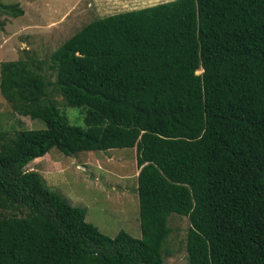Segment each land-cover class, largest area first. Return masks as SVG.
Masks as SVG:
<instances>
[{
	"label": "trees",
	"instance_id": "trees-1",
	"mask_svg": "<svg viewBox=\"0 0 264 264\" xmlns=\"http://www.w3.org/2000/svg\"><path fill=\"white\" fill-rule=\"evenodd\" d=\"M49 65L54 82L24 62L0 65V93L45 125L0 131V264H163L170 213L188 220L187 264H264V0H174L98 18ZM52 147L135 149L138 238L102 234L24 169Z\"/></svg>",
	"mask_w": 264,
	"mask_h": 264
},
{
	"label": "rangeland",
	"instance_id": "rangeland-1",
	"mask_svg": "<svg viewBox=\"0 0 264 264\" xmlns=\"http://www.w3.org/2000/svg\"><path fill=\"white\" fill-rule=\"evenodd\" d=\"M159 3L151 0H0V65L24 62L30 70L54 82L49 57L81 28L98 18ZM49 100L67 117L68 123L82 124L81 109L71 108L60 94L53 93ZM22 128L43 129L45 125L40 120L20 116L14 104L0 93V131ZM134 152V148H112L65 155L52 147L43 156L29 161L24 169L36 170L48 189L68 204L84 208L85 220L102 234L112 238L122 230L136 239L140 232L137 197H131L137 169ZM3 213L10 215L11 211ZM15 213L25 215V211ZM167 226L169 232L161 247L163 264H187V218L170 213Z\"/></svg>",
	"mask_w": 264,
	"mask_h": 264
},
{
	"label": "crops",
	"instance_id": "crops-1",
	"mask_svg": "<svg viewBox=\"0 0 264 264\" xmlns=\"http://www.w3.org/2000/svg\"><path fill=\"white\" fill-rule=\"evenodd\" d=\"M137 171H138V169H136L135 177H136ZM135 177H134V182H135ZM123 189H124L123 191L125 192L126 188H123ZM133 189H134V190H133V192H132V194H131V197H132V198H134V197L136 196L135 185H134ZM84 211H85V209H84ZM121 212H122V211H121ZM125 213H126V212H125ZM132 215H133V214H132ZM137 216H138V215H137ZM137 218H138V217H137ZM84 219H85V215H84ZM130 220H131V218L128 217V220H127V221L130 222ZM86 221H87V220H86Z\"/></svg>",
	"mask_w": 264,
	"mask_h": 264
},
{
	"label": "water",
	"instance_id": "water-1",
	"mask_svg": "<svg viewBox=\"0 0 264 264\" xmlns=\"http://www.w3.org/2000/svg\"><path fill=\"white\" fill-rule=\"evenodd\" d=\"M173 1H174V0H173ZM166 2H170V1L161 2V4H162V3H166ZM159 4H160V3H159ZM155 5H156V4H155Z\"/></svg>",
	"mask_w": 264,
	"mask_h": 264
}]
</instances>
